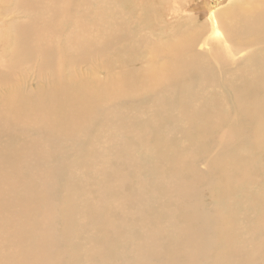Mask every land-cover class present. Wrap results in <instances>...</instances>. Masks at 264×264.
Here are the masks:
<instances>
[{
    "label": "bare ground",
    "instance_id": "1",
    "mask_svg": "<svg viewBox=\"0 0 264 264\" xmlns=\"http://www.w3.org/2000/svg\"><path fill=\"white\" fill-rule=\"evenodd\" d=\"M212 1L0 0V264H264V0Z\"/></svg>",
    "mask_w": 264,
    "mask_h": 264
},
{
    "label": "rangeland",
    "instance_id": "2",
    "mask_svg": "<svg viewBox=\"0 0 264 264\" xmlns=\"http://www.w3.org/2000/svg\"><path fill=\"white\" fill-rule=\"evenodd\" d=\"M208 1L210 2V4H212L211 2H213L212 0H206V2H208ZM218 1H220L221 4H219V6L216 9L218 11H221L224 7H226L227 5H230L229 3L232 0H223V2H222V0H218ZM201 3H202V0H198V2L196 0H166V3L163 6V10L164 11L167 10L169 12V13L168 12L167 13L170 14V15H174L175 13H177L175 15H176V17H178V19L181 18L180 20H187V18H189L191 15L192 16L198 15L196 13H199L198 9L199 8L201 9V7H198V9L196 7L200 6ZM101 4H103V2H101ZM61 7H62V4L60 2H59L58 5L55 4V3H51L49 6H47V10H48V12L53 13V12L60 11ZM192 9H194V10H192ZM170 11H172V12L170 13ZM204 19H203V16L200 15V18L198 19V21L195 24H192V26H190V27L187 26L184 29V31L186 30L185 32H187L189 34H192L195 31H194V29H191V28H198L200 25L209 24V21L205 17H204ZM175 29L176 28H173L172 30H175ZM191 30H192V32H191ZM205 37L206 38H212V34L208 33V34L205 35ZM215 40H217V39H215ZM48 48L52 49L51 47H48ZM55 48H56L57 51H62L63 50V47L60 46V45H58ZM222 48H223L222 45H219V47H217V49L215 51L216 52H221ZM207 50L210 51L212 49L210 47H208ZM83 69H84V66H83Z\"/></svg>",
    "mask_w": 264,
    "mask_h": 264
}]
</instances>
